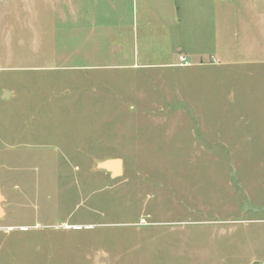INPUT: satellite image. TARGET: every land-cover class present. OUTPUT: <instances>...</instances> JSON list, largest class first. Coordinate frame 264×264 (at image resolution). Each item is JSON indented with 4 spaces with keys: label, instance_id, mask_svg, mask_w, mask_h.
<instances>
[{
    "label": "rangeland",
    "instance_id": "rangeland-1",
    "mask_svg": "<svg viewBox=\"0 0 264 264\" xmlns=\"http://www.w3.org/2000/svg\"><path fill=\"white\" fill-rule=\"evenodd\" d=\"M170 1L0 0V264H264V80L105 69L219 45L213 10Z\"/></svg>",
    "mask_w": 264,
    "mask_h": 264
},
{
    "label": "crops",
    "instance_id": "crops-1",
    "mask_svg": "<svg viewBox=\"0 0 264 264\" xmlns=\"http://www.w3.org/2000/svg\"><path fill=\"white\" fill-rule=\"evenodd\" d=\"M168 2L170 4L171 1L168 0ZM191 4L195 7L196 0H191ZM196 10L198 13H201V17L205 16L206 12H209V15H211L213 10V21L216 22V26L218 27L220 43L211 53L198 52L184 55L182 54V48H179L178 53L175 54L178 55L179 61L182 56L186 57L189 61L186 65H180L179 61L174 64H139L137 62H132V64L128 65L115 64L114 67L106 66L105 69L137 70L142 68L141 66L144 68H146V66L194 67L200 70L204 68H215L224 71L226 76L231 74L228 71H232V73L235 72L233 74L238 80L246 76L264 80V0H199L196 8L192 9L191 12L195 14ZM98 23L99 25L96 22L82 25L84 26L83 28H86L84 29L85 31L89 29V36L86 37L88 41L91 38L90 31L92 33L98 31L97 36L93 35V37L98 40L97 45L89 42L87 48L84 39L83 46L79 49L80 52L83 50L88 56L91 55V53L99 56L101 53L105 54L112 51L110 47L102 49L103 45L101 44L102 37L108 36L111 38L112 30L110 26H100L101 21ZM116 40H118V38ZM108 46H110V44H108ZM113 49L117 55L120 54L122 50L121 46L115 44V42ZM118 51L120 53H118ZM133 55L135 58V51ZM188 55L193 57L192 60H190ZM205 56L206 58H204ZM209 57H212V60ZM100 67L99 65L98 69L103 70V68ZM195 70L197 71V69ZM108 159L121 160L122 173L120 175H122L124 166L127 167L126 162L123 158L117 156L97 159L95 169L100 171L103 175L108 176L110 179L115 178L116 175L111 170L99 167L100 162ZM0 207H2V203H0ZM3 212L2 218L7 216V211L4 207Z\"/></svg>",
    "mask_w": 264,
    "mask_h": 264
},
{
    "label": "water",
    "instance_id": "water-1",
    "mask_svg": "<svg viewBox=\"0 0 264 264\" xmlns=\"http://www.w3.org/2000/svg\"><path fill=\"white\" fill-rule=\"evenodd\" d=\"M99 167L111 170L116 176L122 173V165L120 159H108L99 163ZM4 201V197L0 192V203ZM4 214L3 207H0V217Z\"/></svg>",
    "mask_w": 264,
    "mask_h": 264
},
{
    "label": "built area",
    "instance_id": "built-area-1",
    "mask_svg": "<svg viewBox=\"0 0 264 264\" xmlns=\"http://www.w3.org/2000/svg\"><path fill=\"white\" fill-rule=\"evenodd\" d=\"M182 60H184V61H185V58H182Z\"/></svg>",
    "mask_w": 264,
    "mask_h": 264
}]
</instances>
